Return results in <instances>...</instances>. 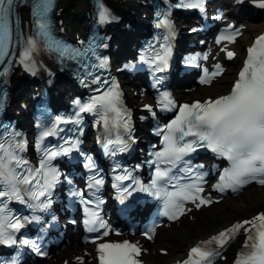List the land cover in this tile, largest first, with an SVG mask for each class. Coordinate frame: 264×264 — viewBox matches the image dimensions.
Returning a JSON list of instances; mask_svg holds the SVG:
<instances>
[{
    "label": "snow or ice",
    "instance_id": "obj_1",
    "mask_svg": "<svg viewBox=\"0 0 264 264\" xmlns=\"http://www.w3.org/2000/svg\"><path fill=\"white\" fill-rule=\"evenodd\" d=\"M21 3L27 0H20ZM264 7V0H253ZM17 0H0V63L5 62V57L10 55L9 46L12 43V28L10 14L14 11ZM54 6V0H35L32 15L34 35L23 39V48L19 53V63L28 71H33L35 61L33 54L39 50V41H44V46L58 53L60 58L80 59L86 58L89 53L95 54V48L99 45L95 41L90 42L87 48H76L56 39L52 33L50 12ZM178 6L201 8L202 3H190ZM110 13L101 5L99 21L108 22ZM19 23V18L16 20ZM167 23V21H162ZM159 26V25H158ZM238 33L221 35L220 41L234 42ZM82 43V42H81ZM227 57L231 59L235 53L225 49ZM14 54V53H13ZM206 58V57H205ZM158 59H163L158 57ZM195 59V58H193ZM106 61H101L104 66ZM216 71L211 73L204 69L201 83H211L212 79L222 74L223 69L219 64ZM99 82V78L97 81ZM120 92L118 85L113 81L110 90L91 98L90 102L80 107L81 112L104 110L115 114L119 119L127 115L126 110L120 106ZM168 104L175 106L168 100ZM146 108L151 106L145 105ZM59 119V118H58ZM107 120V117H105ZM123 126H129L128 120ZM163 148L155 153L157 166L154 178L150 186L142 190L163 199V211L161 215L171 220H176L186 211L185 202L191 201L196 208L213 203L210 198L201 195L204 192L202 183L206 173L194 172L189 162L185 160L188 154L195 152L198 147H203L216 155L226 158L230 166L226 167L219 177V183L214 185L223 192L226 189L238 190L252 180H257L264 185V34L258 36L254 43L247 49V58L244 66L234 81L231 91L226 95L208 98L179 106L178 114L164 126ZM51 133L46 132L45 135ZM190 138V139H188ZM25 145L21 143L4 142L0 140V198L22 200V192H27L34 200H39L52 187L58 173L55 169H47L45 162H41L37 169L27 168L28 162L19 154ZM75 147V145H73ZM70 149H64L65 152ZM57 155L52 152L50 156ZM50 158V157H49ZM89 166L92 165L88 158ZM160 164L165 167L159 166ZM185 172L195 176L188 183H181L183 176L175 175L173 170ZM43 175V183L38 177ZM118 180L129 179V176H118ZM139 183L138 181H134ZM96 184H102V180H96ZM172 184L173 190H166L164 185ZM37 186L38 190L32 191L27 186ZM25 186V187H22ZM125 192L128 189H124ZM89 203V201H84ZM47 207L46 204L36 205ZM89 225L99 224L100 228L107 225L98 218L95 212L90 213ZM24 225L19 218L7 214L6 205L0 201V242L15 243L9 234V229L19 231ZM248 233L242 251L235 264H264V212L258 213L250 220L237 222L220 231L206 241L192 247L187 259L180 264H214V259L221 255L220 249L241 231ZM95 230L90 227L89 231ZM154 229L145 232L148 239H152ZM105 236L108 232L103 233ZM22 244H30L29 240H22ZM215 245V247H213ZM35 247V244H33ZM38 250V249H37ZM101 264H141L137 259L141 249L137 243L127 240L122 243H101L99 245ZM81 259V258H77Z\"/></svg>",
    "mask_w": 264,
    "mask_h": 264
},
{
    "label": "bare ground",
    "instance_id": "obj_2",
    "mask_svg": "<svg viewBox=\"0 0 264 264\" xmlns=\"http://www.w3.org/2000/svg\"><path fill=\"white\" fill-rule=\"evenodd\" d=\"M71 1L76 3L79 7L84 6L85 4L87 5V3L83 2L84 0H62L60 3L62 5H66L68 2H71ZM24 12L25 11L23 10V16H24ZM263 23H264V20H260V21L249 23V26H251L250 28L257 27V26H259L260 24H263ZM246 37L247 36L244 33H243V35H241V39L242 40H245ZM240 47H241V45L239 44V48ZM231 68H232L231 66H228V69L226 71L222 72L220 78L209 85V86H211L210 89H215L218 86H223L227 82V78H224V73L228 72V71H232ZM197 88H199V87H197ZM202 88H206V87H202ZM196 89H194L191 93L195 92ZM18 91H19V89L14 88L13 84H11V93L15 94ZM260 188H264V187H260ZM250 194H253V193H250ZM248 195L249 194L247 193L245 196H248ZM263 195L264 194L260 193V192L257 193V194H253V198L250 201V203H254V202L257 201L256 203H263L264 204V197H262ZM255 197H257V198H255ZM254 204H250L249 206H253ZM235 205H237V206L239 205V207H246V203L245 202H241V201L237 202ZM235 205H234V207H236ZM229 206L233 207V205H231V203H229ZM207 208H209V206ZM200 211H201V209L199 210V212ZM210 227L211 226L208 225L207 229H209ZM190 233H191V231H188L185 228V226L179 225L178 227H175V226L173 227V231L171 233V236L175 238V241L170 245V247H171V253L174 254L175 257H178V254L176 252L179 251L180 246H181V244L178 241H183V240L187 239V237L189 236ZM154 261L156 263H161V262H164V261H169V259L167 257H163V258H156ZM46 264H53V263H52V261H47Z\"/></svg>",
    "mask_w": 264,
    "mask_h": 264
},
{
    "label": "rangeland",
    "instance_id": "obj_3",
    "mask_svg": "<svg viewBox=\"0 0 264 264\" xmlns=\"http://www.w3.org/2000/svg\"><path fill=\"white\" fill-rule=\"evenodd\" d=\"M72 4H74V3H72ZM251 26H249L248 25V27L246 28V30H245V32H244V34L247 36L246 37V39L245 40H242L241 38L237 41V43L235 44V46L236 47H238L239 48V44L241 45V47L243 46V44L246 42V41H248V39H249V37L251 36V34L252 33H254L255 31H253L252 30V28H250ZM250 28V29H249ZM258 29V28H257ZM241 47H240V49H241ZM233 66V65H232ZM232 76H233V72L231 71V72H226L225 74H224V78H227V83H228V81L232 78ZM215 92H212V94H214ZM246 192H248V196H245V194H247V193H245V194H240L239 196H237L236 198H234V200H232V203H231V205H233V207H231V206H229V204H227L226 206H223L222 205V203L224 202V201H227V200H224V201H222V202H220L217 206L216 205H214V208L213 209H211L210 210V212L211 213H215L216 214V218H215V220H216V222H218L219 221V223H220V225H218V226H213L212 228H211V230H209V231H214L217 227H220V226H222V225H224L225 223H227L228 221H230L231 219H232V215H233V213L235 212V210H240V211H244V210H246V209H251V207H249V205L250 204H254V203H256V202H254V203H250V201L252 200V198H253V194H257V193H263L264 194V190H262V191H258V190H254V191H246ZM250 193H253V194H250ZM244 195V196H243ZM262 197H264V195L262 196ZM255 198H257V197H255ZM245 202L246 203V207H249V208H246V207H239V205L237 206V205H235L237 202ZM236 202V203H235ZM234 205L236 206V207H234ZM256 206H258V205H256ZM227 210V211H226ZM229 210H232V211H230L229 212ZM208 211V210H207ZM203 212H205L206 213V211H203ZM202 212V213H203ZM229 212V213H228ZM220 213H221V215H220ZM247 213H250V212H244L243 214H247ZM243 214H241V215H243ZM226 215V216H225ZM224 216V217H223ZM237 217H239V216H236V218ZM220 219V220H219ZM224 220V221H223ZM184 243V242H183ZM183 243H181V247H180V249H184V244Z\"/></svg>",
    "mask_w": 264,
    "mask_h": 264
}]
</instances>
